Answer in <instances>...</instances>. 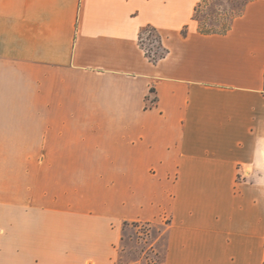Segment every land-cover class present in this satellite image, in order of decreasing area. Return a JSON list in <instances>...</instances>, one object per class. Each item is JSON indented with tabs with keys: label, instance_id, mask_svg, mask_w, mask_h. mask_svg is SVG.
I'll return each instance as SVG.
<instances>
[{
	"label": "crops",
	"instance_id": "1",
	"mask_svg": "<svg viewBox=\"0 0 264 264\" xmlns=\"http://www.w3.org/2000/svg\"><path fill=\"white\" fill-rule=\"evenodd\" d=\"M202 1L0 0V264H120L156 221L162 264H264V0ZM12 111H53L35 172Z\"/></svg>",
	"mask_w": 264,
	"mask_h": 264
},
{
	"label": "rangeland",
	"instance_id": "2",
	"mask_svg": "<svg viewBox=\"0 0 264 264\" xmlns=\"http://www.w3.org/2000/svg\"><path fill=\"white\" fill-rule=\"evenodd\" d=\"M250 0H203L195 12V19L204 31L223 32L239 16ZM142 46L153 58L164 54L158 32L144 29ZM53 111H12L13 167L14 171L35 172L38 146L42 131L53 122ZM164 225L153 223H128L120 245V264H162L163 252L154 248Z\"/></svg>",
	"mask_w": 264,
	"mask_h": 264
},
{
	"label": "trees",
	"instance_id": "3",
	"mask_svg": "<svg viewBox=\"0 0 264 264\" xmlns=\"http://www.w3.org/2000/svg\"><path fill=\"white\" fill-rule=\"evenodd\" d=\"M199 6H200V5H199ZM199 6H198V7H199ZM197 9H198V8H197ZM197 9H196V11H197ZM227 29H228V28H227ZM227 29H226V30H227ZM226 30H225V31H226ZM212 32H214V31H212ZM223 32H224V31H223ZM146 53H147V52H146ZM147 54H148V53H147ZM148 55L151 56L150 54H148ZM162 55H163V54H162ZM162 55H161V56H162ZM161 56H159V57H161ZM151 57H152V56H151ZM159 57H158V58H159ZM156 59H157V58H154V60H156Z\"/></svg>",
	"mask_w": 264,
	"mask_h": 264
}]
</instances>
